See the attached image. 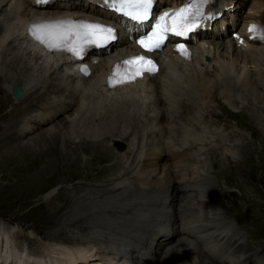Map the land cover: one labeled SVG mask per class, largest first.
I'll return each instance as SVG.
<instances>
[{"label": "bare ground", "instance_id": "6f19581e", "mask_svg": "<svg viewBox=\"0 0 264 264\" xmlns=\"http://www.w3.org/2000/svg\"><path fill=\"white\" fill-rule=\"evenodd\" d=\"M68 2L69 4L73 3L72 1ZM242 2L243 0H237L234 4L235 8L237 9L238 4L240 5ZM33 7V5H30L29 0H0V80L5 84L6 90L9 89V93H11V87L15 83L13 81L10 84L7 83L8 80H12L14 77L12 75L13 70L5 64L9 62V65H14L16 70L20 74L23 72L27 78H22L25 93L23 92L17 100L25 96L28 93L27 87L31 86L33 88L31 92L42 87L45 90L43 92L46 93H44V100L48 99L46 97H49L51 101L46 100V104L43 103L37 106L34 111L35 114L31 115V120H29V117H25L23 115L25 113L23 112L19 117L20 120L24 116L21 125L14 127L15 122L18 120L9 123L8 125L13 126L14 129L12 132L9 131L10 135H17L15 137L22 135L28 129L34 127L35 124L32 120H36L39 116L42 119L43 117L45 118V115H50L54 112L55 108H58L56 107L58 104H61L60 108H69L73 104H77L75 111L67 118L73 129L72 135L76 134L77 136L74 137L77 138L83 134L80 140L62 139L63 137L53 129H47L42 133L43 135L46 134L45 138L51 137L53 139L52 144L55 145L58 157L56 158V155V159L51 161L52 166L53 162L56 165L57 163L66 164V162H61L60 160V156L64 155L59 154V151H57L58 149L61 150L60 145L58 146L57 144V139L64 143V148H68L69 151L71 150V154L77 149H84L82 148L83 146L86 147V144H82L84 140L91 143L87 146H98L100 141L87 139V136L90 135L86 129L84 130L80 127V124L88 118H105L107 113L116 105L124 104L130 108H138L136 113H139L148 128H151L149 136L151 143H156V147H152L149 144L150 146L145 148L142 145L143 138L137 139L134 137V140H137L136 142L133 141L135 145L131 148L135 151L134 148L137 145L138 151L132 157L134 161L137 158L138 166L134 168L136 171L132 169L133 171L130 170L127 173L115 170L119 168L121 160L122 162L125 161L120 157V155L124 156L125 153L118 152L114 148L106 146V144L104 146L106 150L102 159H112L113 156L115 158H113V161L104 164V187L92 190L90 194L87 193L88 195H84L83 198L81 196L82 200L78 199L76 204L70 206L71 210L68 212H71V215L67 218L63 217L59 227L48 232L51 239H63L60 240V243L53 242L51 244V241H48L47 248H51L50 250L54 251L53 254L72 257L71 261H88L92 258V260H95L94 264H103L105 256L111 257L112 262L120 264L119 261H114L113 259L118 258L124 252L130 254V260L133 258L137 261V264H264L263 243L251 246L234 229L223 224L221 225L223 222H220L219 214H216L217 212H210L212 215L208 216L204 214L200 206V200L201 198L203 199L202 189L206 184L204 179L210 182V177L216 175L215 171L211 170L210 177L206 175L208 178L201 176L197 179V183L195 182L196 184L192 185L196 193L191 195L189 191H186L190 195L185 194L183 198H180L179 191H181V186L178 182L179 179L177 180V185L172 182L175 176L173 177L172 175L170 163L168 161L164 163L157 161L159 158H165L166 160L167 157L166 154L162 153L164 139H171L177 144L174 154L180 172H182L188 161L190 163L193 161L194 169L197 168V164L199 169H204L205 164L202 162V156L199 154L210 155L223 148V146L230 144L229 140H231V137L229 132L227 133L228 130L217 136V141L224 140L225 142L214 145H219L215 149L212 148L214 146L210 147L209 153L205 152L206 150H201L202 153L200 152L202 147L210 143L208 140L202 141V139H206L203 132V134L200 133L197 136L192 134L191 136H183V138H177L175 135H172V127L166 125L164 120L167 117L169 118L170 113L176 107V102L171 101L172 103L169 105L166 103L173 100L171 96L175 88L187 89L190 92H194L193 95L196 98H202L195 90L196 85L201 80L206 82V74H210L208 70L215 67V60L213 62L210 60V57L213 58L215 56V51L222 52L226 50L231 56L235 57L232 58V63L224 61V65L220 69L216 68V71L217 75L221 77L219 86L223 98L227 100L229 105L236 107L238 103L235 102L237 99L240 100V95L242 96L247 89L254 88L255 86L264 89V78L260 80V78L255 77L256 79L254 80V75L249 72L242 74L241 78L240 70L238 71V68L235 67V62L237 63V61L243 62L245 65L254 62L253 58L258 53H256V50L258 46L261 47L263 44L249 46L248 49L243 48L242 50L235 46L229 36L227 37L229 39H212L210 34H204V36L199 37V41L195 46V52L198 53L194 54L190 60L185 61L183 65L174 58L172 53H168L169 58L162 57L160 68L156 75L143 80L144 77H147L145 75L139 81L134 80V82H127L126 86L111 89L105 85L104 81H101V73L103 75L106 73L107 62L110 58L115 59L123 56L135 48L129 40L123 37V34L116 36V41L119 40L118 43L115 44L116 41H114L110 44L112 47L103 54V59L93 65V72L87 77L78 78L77 74L74 76L71 64L66 57L54 54H42L41 51L27 42L20 28L42 16L56 15L58 12L85 16L84 12H88V10H83L78 4L65 6L59 10H39ZM249 9H252L255 11L254 13L260 15L261 19H264V10L257 12L258 10L251 6ZM68 10L72 12H67ZM107 14V12L103 11V17ZM122 39L123 44L117 47L122 42ZM203 43H206V45ZM263 52L261 49L259 53ZM204 58H206V62L209 63L207 59L212 62L209 64L210 67H208V63H204ZM202 67H204V71H201ZM23 74L22 76H24ZM51 74H55L56 76L47 83V78L50 79ZM43 86H46V88ZM232 89H236L235 93L237 95L234 94L236 100L232 99ZM41 93L36 94L40 95L36 99L41 98ZM201 95L206 96L204 92ZM186 105L190 106L189 104ZM204 106L208 105L204 103ZM94 107L97 109L93 111L95 112L94 114L90 115ZM16 108L12 107L9 110V114L13 113ZM40 109L43 112H40ZM14 117L16 116H12V118ZM29 121L33 124H30ZM196 121L197 123L193 126V130L198 128L204 130L210 126L209 124L205 125L202 117L196 119ZM37 122L39 124V119ZM168 131H170V134L166 136L165 132ZM164 135L165 138L163 137ZM120 138L122 136H110L111 141ZM189 138H192L190 142L187 141ZM208 138L210 141H215L211 135H208ZM82 139L83 141H81ZM99 140L103 141L104 139ZM180 140L182 142L178 143ZM19 148L27 154H30L29 151L39 149L36 148L35 142L20 143ZM224 149H226V157L228 155L230 157L234 156V152L229 147H225ZM44 152L45 150L42 153ZM220 162L221 164L224 163L222 159ZM231 164V161H229V166L222 168L219 163L213 162L211 166L214 165L216 169L221 167L219 170L221 172L231 168ZM123 166L125 165H122V168ZM114 167L116 168L113 169ZM129 172H134V174L125 177ZM179 176L180 178H186L183 174H179ZM188 178L190 179V176ZM157 182L159 183L155 184ZM83 183L86 184V182ZM161 183L164 186H160ZM186 184L188 189L191 188L188 180ZM206 186L210 185L206 184ZM54 197L55 195L51 196V199ZM178 199L182 200L178 201ZM212 199L210 198V200ZM78 205L79 212L74 211L72 213ZM177 205L178 210L179 208L190 209L194 211L192 213L198 215V218L202 217L201 226L198 223L200 220L198 219L197 222L195 219V222L199 224H195V226H200L201 229L197 230L200 227L197 228V231H194L193 235H184L182 230H178V220L173 210V207ZM64 230L74 233L72 236H70V233L68 235L64 233L63 235L65 236L63 237L62 231L64 232ZM23 236L26 237V235ZM23 236L21 237L20 234L9 235V238L12 239V245H7L10 249H7L3 256L8 258L10 250L12 254L16 255L26 249L28 252L35 253L33 257H30L31 264H47L49 257L44 252L47 248H42L41 245H38L39 243L37 244V241L29 236L24 240ZM174 237L176 239L173 245L176 246V250L173 248L175 251H171V246L173 245H171L172 242L170 240ZM0 238L5 239L7 243L9 241L6 235H0ZM214 240L216 242L215 245L211 244ZM25 241H28V245H23L26 244L24 243ZM204 242L211 244L210 247H213V249H205L202 245ZM37 247H41V251L43 252L39 248L36 251L32 250V248ZM253 247H257V249ZM10 262L14 263L13 261ZM14 264H18V262Z\"/></svg>", "mask_w": 264, "mask_h": 264}, {"label": "rangeland", "instance_id": "374dc122", "mask_svg": "<svg viewBox=\"0 0 264 264\" xmlns=\"http://www.w3.org/2000/svg\"><path fill=\"white\" fill-rule=\"evenodd\" d=\"M251 1L257 4L261 11L264 10V0H250V2ZM225 39L229 38L225 37ZM261 49L263 52L264 44L261 45V47L258 46V51L256 50V53L258 52L257 55H253L254 62H250L246 65L243 62H235V67L238 68V71L240 70L241 78L243 76L242 74L246 72L253 74L254 80L256 78H260V80L264 78V52L259 53ZM234 57L226 50L222 52L216 50L215 56L213 58L210 57L212 62L215 60V67L208 70L210 74H206V82L201 80L195 88L197 94L202 98H196L193 95L194 92H190L187 89L175 88L171 96L173 100H170L166 104L169 105L175 101L176 107L170 113L169 118L167 117L164 121L166 125L172 127V135H175L177 138L191 136L192 134L197 136L203 132L206 139H202V141L208 140L210 143L202 147L200 152L201 150H206L205 152H208L209 148L217 143L223 144L225 141H217V136L228 130L227 133L229 132L231 137V140L228 139L230 144L210 154L211 156L208 154H199L202 156V162L205 164L204 169H199L198 164L196 166L197 168L194 169L192 161V166L187 175H185L183 171L179 173L186 176L191 187L184 192L179 191V196L183 198L185 194L192 195L196 193L192 185L197 183V179L201 176L203 178H208L206 175L209 176L211 170L215 171L216 175L213 174L214 176H209L210 182L204 179V182L210 185L207 187L205 184L206 187L204 186L202 189L203 199L201 198L200 200V206L204 214L208 216L212 215V212H217L216 214H219L220 222H223L221 225L223 224L234 229L236 233L244 238V241L247 240L251 246H257L260 245V243L264 244V89L257 86L247 89L242 96L240 95V100L237 99L238 102H235L238 103L236 107H232L228 104L227 100L223 98L222 91L220 90L219 85L221 77L217 75L216 68L220 69L224 65V61L232 63V58ZM205 59L206 58H204V63L207 64L208 62H206ZM5 64L13 70L12 75L14 76L13 79L8 80L7 83L10 84V82L13 81V83H19L23 87L22 78L27 79L25 74H23V72L20 74L14 65H9V62ZM202 68L201 71H204V67ZM22 74L24 76H22ZM51 75L50 79L47 78V83L56 76L55 74ZM5 87V84L0 80V233L1 229H3L4 233L1 234L2 236L6 235L9 237V235L13 236L14 234H20L22 237L26 235V237L23 236L24 240L29 236L37 241V244L39 243L38 245H41V247H47L48 240L61 242L60 240L63 239H51L48 232L54 228H58L60 223H62L63 217L67 218L71 215V212H68L71 210L70 206L76 204L78 199L80 200L84 195L90 194L92 190L94 191L97 188L104 187V164L113 161V158H115L113 156L112 159H102V157H104V151L106 150L104 147L106 144V146H110L118 152L125 153L124 156L120 155L125 161L122 162L121 160L119 168L114 167L113 169L116 168V171L127 173L132 169L136 171L134 168L138 166L137 158L134 161L132 157V155H134V153L137 154L138 151L137 145L134 148L135 151L131 148L134 147V142L139 138H143L142 145L145 148L149 147V144H151L152 147H156V143H151L149 137L151 128H148L143 118L140 117L139 113H136L138 108H130L124 104H119L107 113V118H88L80 124V127L84 130L86 129L90 135L87 136V139L100 141L98 146H87L91 143L85 140L83 141L82 139V144H86V147L83 146L82 148L84 149H77L71 154V150L69 151L68 148H64V143L57 139V144L61 147V150L58 149L57 151H59V154L64 155L62 157L60 156V160L61 162H66V164L57 163L56 165L53 162L52 166L51 161L58 157L55 145L52 144L53 139L51 137L45 138L46 134L43 135L42 133L47 129H53L63 137L62 139H72V141L74 139L80 140L83 134L75 138L77 135H72L73 129L67 118L75 111L77 104H73L69 108H60L61 104H58L56 106L58 108H55L54 112L50 115H45V118L43 117L41 119L39 116L36 120H32L35 124L34 127L28 129L22 135L15 137L17 135H10V132L14 130L13 126H9L8 124L18 120L15 122L14 127H16V125H21L24 116L20 118V120L19 117L23 112L25 113L23 115L29 117V120H31V115L35 114L34 111L36 107L43 103L46 104L45 101L51 98L49 99V97H46L48 99L44 100V89L41 87V89L37 88L36 91L31 92L33 88L30 86L27 87L28 93L20 98V100H17L19 98H14L11 93H9V89L6 90ZM43 87L46 88V86ZM235 90H231V94L233 95L232 99H235L234 94L237 95ZM39 92H42L41 98L36 99L40 96L36 95ZM202 92H204L206 96L201 95ZM204 103L208 106H204ZM186 104L190 106L188 107ZM12 107L17 108L13 113L9 114V110H11ZM96 109L97 108L94 107L90 115L94 114L95 112L93 111ZM39 111L43 112L42 109ZM12 116L16 117L12 118ZM201 117L204 119L205 125L209 124L211 126L205 128L206 130L204 129L207 133L199 128L193 130V126L197 123L196 119ZM38 119L39 124L37 122ZM29 122L33 124L31 121ZM245 132L250 133L251 136L248 137ZM169 134L170 131L165 132L166 136ZM111 135L122 136L120 139L125 142L126 147L123 149L114 147L110 139ZM165 135L163 136L164 138ZM208 135H211L215 141H210ZM134 137L137 139L134 140ZM99 139H104L105 141ZM191 140L192 138L187 139L188 142ZM34 142L36 143V148L39 149L29 151L30 154L25 153L19 148L20 143ZM181 142L180 140L178 143ZM218 146L212 148L215 149ZM225 147H229L234 152V156L230 157L228 155L226 157ZM44 150L45 152L42 153ZM162 153H164V150ZM221 159L224 165L221 164ZM157 161L164 163L167 159L159 158ZM229 161L232 163L230 166L231 168L220 172L219 170L221 167L224 168L230 165H228ZM213 162L219 163L221 167L216 169L214 165L211 166ZM122 165L125 166L122 168ZM131 174H134V172H129L125 177ZM188 176H190V179ZM74 180L76 181L73 184H68ZM172 180L175 185L178 184L174 179ZM83 182H86V184ZM158 183L159 182L155 184ZM162 185L164 186L163 183L160 184V186ZM186 191H189L190 194ZM53 195H55V197L51 199ZM210 198L213 199L210 200ZM180 200L182 199H178V201ZM213 204H215V206H213ZM177 207L178 205L173 207L175 213L178 211ZM186 210L191 215H196L192 213L194 211L190 209ZM74 211L77 213L79 212V205L72 213H74ZM198 219L200 220L199 222ZM201 220L202 217H196V221L199 224ZM198 223L195 222V224ZM199 227L195 226L194 231L200 230L201 227ZM64 233L65 235L70 233V236H72L74 232L64 230V232L62 231L63 237L65 236L63 235ZM45 239H47V241ZM175 239L176 237L170 240V242H172L171 245L175 243ZM2 242L0 241V244ZM24 243L26 244L23 245H28V241ZM41 247L32 248V250L36 251L39 248L41 251V249L44 248ZM175 247V245L171 246V251H175ZM173 248H175V250H173ZM253 248L257 249V247Z\"/></svg>", "mask_w": 264, "mask_h": 264}, {"label": "snow or ice", "instance_id": "6c2138e0", "mask_svg": "<svg viewBox=\"0 0 264 264\" xmlns=\"http://www.w3.org/2000/svg\"><path fill=\"white\" fill-rule=\"evenodd\" d=\"M38 3L46 0H37ZM155 0H104V3L115 11L130 17L131 19L144 22L149 20ZM209 0H189V3L174 9L170 12L162 13L153 25L152 30L138 40L140 46L148 52L161 49L167 35L172 33L176 36H186L192 32L196 17L202 15L201 9ZM211 18V17H209ZM256 25L249 26V32L256 30ZM30 31L32 35L44 43L50 49H64L79 57L83 51V46L94 44L104 45L115 39L114 29L111 26L97 22H85L76 20H60L32 25ZM183 45H178L177 50H182ZM182 54L188 55L187 50ZM124 65H136L132 75L126 79H134L141 75L143 71L155 72V63L144 55L134 56L123 61ZM120 66L117 65V72L113 74L115 78L119 74ZM86 71V69H85ZM128 69H125L127 72ZM116 79V83L124 82V79Z\"/></svg>", "mask_w": 264, "mask_h": 264}, {"label": "water", "instance_id": "95a60500", "mask_svg": "<svg viewBox=\"0 0 264 264\" xmlns=\"http://www.w3.org/2000/svg\"><path fill=\"white\" fill-rule=\"evenodd\" d=\"M20 92H21V89L18 86H15V89H14L15 95L18 96L20 94Z\"/></svg>", "mask_w": 264, "mask_h": 264}]
</instances>
